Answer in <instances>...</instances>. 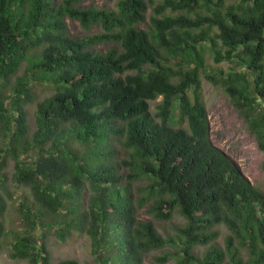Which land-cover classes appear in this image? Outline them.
<instances>
[{
    "label": "trees",
    "instance_id": "trees-1",
    "mask_svg": "<svg viewBox=\"0 0 264 264\" xmlns=\"http://www.w3.org/2000/svg\"><path fill=\"white\" fill-rule=\"evenodd\" d=\"M83 2L0 0V217L9 181L31 197L8 256L51 264L49 230L85 235L89 264H264V191L212 144L201 95L219 84L264 155V0Z\"/></svg>",
    "mask_w": 264,
    "mask_h": 264
},
{
    "label": "rangeland",
    "instance_id": "rangeland-1",
    "mask_svg": "<svg viewBox=\"0 0 264 264\" xmlns=\"http://www.w3.org/2000/svg\"><path fill=\"white\" fill-rule=\"evenodd\" d=\"M117 0H84L83 4H94L98 6H114ZM159 1V0H156ZM236 0H227L228 3ZM148 16L152 13L151 7L148 8ZM70 33L74 36H80L87 33L98 31L97 27L85 31L77 21L66 19ZM206 60L211 64L212 59L207 54ZM221 67H226L227 63L220 64ZM23 66L19 73L23 71ZM33 93L35 100L28 103L26 106L28 113V126L29 130L33 131L36 128L35 124V111L36 102L51 93L48 85L35 83L33 85ZM202 100L207 108V118L209 123L210 140L214 146L222 150L228 155L239 167L244 176L253 184L258 186L264 191V155L257 147L254 137L248 133L242 118L234 109L230 98L224 92L219 84H214L205 78H202L201 86ZM159 96L156 100L150 102L151 111H155L154 104L161 100ZM177 113L176 111H174ZM176 126H186L185 122ZM124 153L123 150L120 152ZM9 180H11V173L13 172V160L8 159L6 166ZM144 182H136V185H142ZM10 191L12 192L11 198L6 199V210L0 217L4 224V231L0 237V264H28L25 260L13 259L8 256L9 251V229L16 230L20 227V218L18 215V203L26 196L30 199L29 189L22 185H16L12 181L8 182ZM146 207H142L139 211L140 218H150V215L145 212ZM159 227L168 228L169 222H159L153 220ZM184 219L175 212L171 219V227L173 224L183 223ZM214 229L218 231L216 242L223 244L224 236L228 233L223 225L216 226ZM38 232V231H37ZM47 248L50 253L51 264L65 258H75L79 264H89L91 261L89 240L88 238L76 231H73L71 236L64 241L58 240L52 231H46L45 239ZM157 253V252H153ZM173 260L166 264H172Z\"/></svg>",
    "mask_w": 264,
    "mask_h": 264
}]
</instances>
